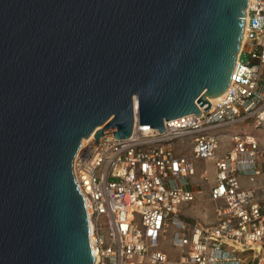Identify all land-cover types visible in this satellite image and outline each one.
<instances>
[{"label":"water","instance_id":"water-1","mask_svg":"<svg viewBox=\"0 0 264 264\" xmlns=\"http://www.w3.org/2000/svg\"><path fill=\"white\" fill-rule=\"evenodd\" d=\"M249 0H0V264H95L74 160L92 135L210 110ZM137 101V109H136Z\"/></svg>","mask_w":264,"mask_h":264},{"label":"built area","instance_id":"built-area-1","mask_svg":"<svg viewBox=\"0 0 264 264\" xmlns=\"http://www.w3.org/2000/svg\"><path fill=\"white\" fill-rule=\"evenodd\" d=\"M200 117L185 116L166 123V131L141 129L131 138L93 137L74 160V176L84 196L95 264H167L159 239L174 228L172 243L185 250L181 264H264V187H243L242 177L263 178L264 139L247 130L264 125V0H249L244 39L233 79L222 99ZM246 127V128H243ZM230 145L221 149L220 140ZM185 139L190 156L171 148ZM206 167L215 221L186 222L183 204L196 200L189 179L196 162ZM264 184V182H263ZM105 225L106 232L102 226Z\"/></svg>","mask_w":264,"mask_h":264},{"label":"rangeland","instance_id":"rangeland-1","mask_svg":"<svg viewBox=\"0 0 264 264\" xmlns=\"http://www.w3.org/2000/svg\"><path fill=\"white\" fill-rule=\"evenodd\" d=\"M246 128V127H243ZM247 130H250L259 136H261V139H264V125L262 129H255L253 127H248ZM94 135L92 136V138ZM88 140L85 145H82V148L85 147L90 143V139H85ZM190 140V139H189ZM185 139L182 142H174L171 144V148L173 149V152L177 156L181 155H186L190 156L192 154V143ZM220 145L221 149L225 150L226 148H229V143L230 139L229 137L223 138L220 140ZM81 148V149H82ZM206 167V163L204 161H197L196 162V173L194 176H192L189 179L190 186L189 188H196L199 190L197 192V197L196 200L192 203H187L183 204L180 208V216L182 219H184L186 222L189 223H194L198 222L201 225H209L212 224L215 221V205L213 202L210 200V187L213 184L214 181V175H215V170L213 168V163L209 162L207 164V167L209 168L211 172V176L209 178V181H205L201 178L200 174L203 171V169ZM242 185L243 187H252L257 183L255 180L250 181V179H242ZM103 225V224H102ZM102 229L104 232H106V227L105 225L102 226ZM174 228H170L167 233L162 236L159 239L158 242V250L164 252L168 256V263L167 264H181L180 260L183 255H185V250L181 248H177L173 245L172 239L174 236ZM253 253L252 252H247L241 255L243 259H247L249 264L253 261Z\"/></svg>","mask_w":264,"mask_h":264},{"label":"bare ground","instance_id":"bare-ground-1","mask_svg":"<svg viewBox=\"0 0 264 264\" xmlns=\"http://www.w3.org/2000/svg\"><path fill=\"white\" fill-rule=\"evenodd\" d=\"M222 97H223V95L220 96V97H218V98H212V99H210V103H211V104H216V103H218V102L222 99ZM136 109H137V101H136ZM137 126H138V123H137ZM141 129L148 130V129H151V128H150L149 126H142ZM92 136H93V135H92ZM92 136L89 138L90 140L92 139ZM87 141H88V140H83L82 145L84 146L85 143H86ZM90 226H91V231H92V229H93V224L90 223Z\"/></svg>","mask_w":264,"mask_h":264},{"label":"crops","instance_id":"crops-1","mask_svg":"<svg viewBox=\"0 0 264 264\" xmlns=\"http://www.w3.org/2000/svg\"><path fill=\"white\" fill-rule=\"evenodd\" d=\"M200 176H201V174H200ZM242 179H244V180H246V179H250V181H256L257 183H255V185H253V186H255V187H261V188H263L264 187V184H263V178H257V179H253V178H248V177H242ZM243 182V181H242ZM211 188V187H210ZM192 190H194L196 193L197 192H199V190H197L195 187L194 188H191Z\"/></svg>","mask_w":264,"mask_h":264}]
</instances>
